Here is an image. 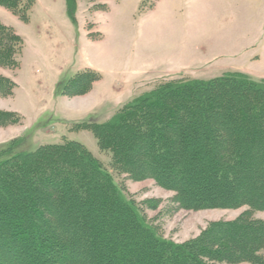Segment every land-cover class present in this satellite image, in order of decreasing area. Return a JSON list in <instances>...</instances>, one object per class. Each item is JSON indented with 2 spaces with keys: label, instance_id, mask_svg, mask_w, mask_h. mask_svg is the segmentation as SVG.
Segmentation results:
<instances>
[{
  "label": "trees",
  "instance_id": "16d2710c",
  "mask_svg": "<svg viewBox=\"0 0 264 264\" xmlns=\"http://www.w3.org/2000/svg\"><path fill=\"white\" fill-rule=\"evenodd\" d=\"M146 0H144L145 3ZM35 0H0L21 20ZM76 0H67L74 19ZM143 7L141 10H143ZM23 39L0 20V67H20ZM101 77L86 68L60 89L83 94ZM15 82L0 75V94ZM0 111V125L18 123ZM94 133L110 166L173 191L179 209L240 208L176 243L149 224L112 172L72 140L28 150L24 137L0 149V264H264V79L236 71L171 80L124 106ZM92 254L84 257L83 254Z\"/></svg>",
  "mask_w": 264,
  "mask_h": 264
},
{
  "label": "rangeland",
  "instance_id": "374dc122",
  "mask_svg": "<svg viewBox=\"0 0 264 264\" xmlns=\"http://www.w3.org/2000/svg\"><path fill=\"white\" fill-rule=\"evenodd\" d=\"M28 16L25 22L0 5V20L23 39L20 67H0V75L15 82L12 95L0 94V111L20 117L0 125V149L21 137L28 150L65 140L84 144L147 222L176 243L245 210L177 208L175 193L155 180L135 181L112 169L111 153L100 149L92 131L76 125L109 121L171 80H209L236 71L263 80L264 0H76L74 19L67 0H35ZM86 68L101 77L83 94L63 93L60 84ZM255 216L264 219V212Z\"/></svg>",
  "mask_w": 264,
  "mask_h": 264
},
{
  "label": "crops",
  "instance_id": "0c3cea01",
  "mask_svg": "<svg viewBox=\"0 0 264 264\" xmlns=\"http://www.w3.org/2000/svg\"><path fill=\"white\" fill-rule=\"evenodd\" d=\"M94 70V69H93ZM96 71V70H95ZM264 78V77H263ZM9 111V110H8Z\"/></svg>",
  "mask_w": 264,
  "mask_h": 264
}]
</instances>
